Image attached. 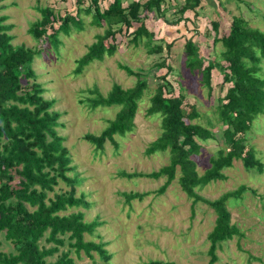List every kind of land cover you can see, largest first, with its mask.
I'll return each mask as SVG.
<instances>
[{
    "label": "trees",
    "instance_id": "trees-1",
    "mask_svg": "<svg viewBox=\"0 0 264 264\" xmlns=\"http://www.w3.org/2000/svg\"><path fill=\"white\" fill-rule=\"evenodd\" d=\"M102 1L90 0L83 6L84 0H76L75 14L66 12L63 16L55 15L50 6H40V18L30 23L28 32L35 40H45L54 52L60 51V33L68 36L71 30H84L82 14L90 15V25L104 27L102 33L95 35V41L88 45L87 51L75 60V75L81 74L94 60H102L105 55L113 54L117 49L115 35L122 30V26L126 28L125 31L129 30L133 22L139 23L129 32L133 44L146 37L145 45L150 53L160 52L163 48L169 51L172 41L165 46L151 45L154 32L143 22L146 13L156 11L159 17L164 15L163 0H133L125 5L124 0H111L105 8L101 7ZM200 3L201 0H186L184 5L176 8V20H187L184 13L189 9L197 17L199 13L196 8L202 7ZM7 18L5 14L0 15V235L3 234L4 239L12 243L15 252L0 249V264H76L70 256L71 251L76 257L83 251L91 259L87 264H101L92 255V250L97 252L104 264H109L111 253L105 247L106 242L86 240L84 237L85 233L93 234L103 221L97 216L86 221L84 212L77 209L79 206L87 208L90 203L83 191L76 194L82 179L78 176L76 166L72 165V156L64 145V136L57 129L60 124L63 125L59 121L62 112L52 108L55 102L53 98L44 97L45 88L37 80L32 65L41 50L24 43L13 44L14 37L9 32L13 25L5 23ZM56 19H59L58 24H54ZM211 26L214 30L213 45L222 44L219 56L225 64L212 58L204 65L205 59L199 55L197 43L187 39L184 42L185 65L190 72L200 71L201 79L208 87L211 71L216 67L222 72L223 82L231 84L224 94L225 102L216 108L218 120L225 125L221 133L225 146H221L217 154L209 158L210 166L199 174L192 158L202 149L197 138L207 140L213 137V133L195 121L200 117L195 104L183 107L184 93L175 96L170 92L171 87L168 86L167 92L166 86L159 83L149 98L146 113L159 115L161 131L145 151L148 155L167 151L169 162L149 173L119 172L120 176L128 178L166 176L164 184L157 190L161 194L175 179L178 170V183L192 200L191 205L203 201L216 212L214 225L207 234L209 247L206 264L218 261L216 251L221 242L242 234L238 226L231 223L228 199L240 197L247 186L241 184L237 189L213 200L203 198L197 189L211 181L225 179L223 170L231 167L233 160H241L246 170L253 169L261 173L264 168L255 147L248 145L247 139L253 120L264 113V77L261 76L264 29L250 26L249 21L239 13L231 16L228 32L222 36H218L217 21H212ZM164 65L162 59L156 66ZM121 67L129 74H136L133 86L123 88L115 82L103 95L94 85L88 89L93 94L84 99L89 109L119 106L114 117L107 120L106 127L99 134L88 132L82 136L96 150L102 151L106 141L117 148L115 136H125L134 129L138 104L148 86V75L134 72L126 65ZM164 76L160 75L159 78L164 79ZM22 80H26L24 87ZM69 172L73 174L69 175ZM60 181L68 189L55 191ZM49 192H52V196H49ZM122 194L128 203L133 198L141 199L144 196V193L137 191ZM70 208L76 209L65 212ZM42 238L45 243L53 245L47 247L40 244ZM65 244L68 248L60 250ZM55 253L57 256L54 261L46 259ZM142 264H162V261L148 260Z\"/></svg>",
    "mask_w": 264,
    "mask_h": 264
},
{
    "label": "rangeland",
    "instance_id": "rangeland-1",
    "mask_svg": "<svg viewBox=\"0 0 264 264\" xmlns=\"http://www.w3.org/2000/svg\"><path fill=\"white\" fill-rule=\"evenodd\" d=\"M111 0H103L101 7L108 6ZM133 0H125V2ZM180 1V0H178ZM184 1V0H181ZM90 0H84L83 6ZM198 8V16L193 10H187V20L178 21L180 3L176 8L173 4L165 5L163 14L156 11L146 13L144 25L154 32L152 44L173 42L169 49L160 52H149L145 45L146 37L133 44L129 34L139 23L133 22L129 30H122L115 35L117 49L111 55H105L102 60H94L88 64L81 74L75 75L73 69L75 60L81 57L92 42L95 35L102 33L104 27L90 25V15L82 14L84 30H71L68 36L60 33L59 50L53 49L45 40H35L28 32L31 22L40 18L38 7L50 6L55 15L63 16L66 12L75 14L76 0H0V15L8 16L5 23L13 25L9 31L13 34L12 43L40 48V56L33 61L37 80L45 88V98L55 100L53 109L61 111L59 121L63 125L57 127L64 136V145L72 156V165L76 166L78 176L82 179L77 186L76 194L83 191L89 207L79 206L84 212V220L90 221L96 216L103 223L86 240L104 241L105 247L111 253L109 264H142L148 260H161L162 264H206L209 241L207 234L214 225L216 212L203 201H197L192 206V200L181 190L178 183V170L175 179L168 185L165 192L157 193L164 184L166 176L151 178L135 176L128 178L120 176L119 172L149 173L168 164L167 151L146 154V148L160 133V117L148 115L149 98L157 84H164L167 92L178 95L184 93L183 107L195 104L200 113L195 121L209 128L213 137L207 140L197 138L201 151L192 155L199 174L209 166V158L217 154L223 144L221 133L225 125L218 120L216 108L225 102L224 94L231 84L223 82L219 68L212 69L210 87L202 81L198 70L190 72L186 65L184 42L187 39L198 45L199 55L207 61L215 58L220 60L222 44L213 45L214 30L211 22L219 24L218 36L228 32L231 16L243 14L250 26L264 29V0H203ZM183 4V3H182ZM168 18L165 20L164 17ZM162 18V19H161ZM178 18V17H177ZM193 19V20H191ZM59 19L54 20L58 24ZM164 59L165 65L157 67ZM225 64V61H221ZM122 65L129 66L134 72L148 75V86L139 101L134 118V129L125 136L116 135L118 147L106 141L104 149L96 150L94 145L84 140L85 133L99 134L107 125V120L114 117L118 105L99 106L89 109L85 98L93 93L88 89L94 85L101 94L111 89L113 83L123 88L131 87L136 82V74H129ZM160 75H165L160 79ZM261 76L264 77V63ZM26 80H22L25 86ZM168 83V84H166ZM169 86V87H168ZM169 92V93H170ZM168 95V94H166ZM83 99L84 102L80 100ZM248 145L254 146L257 156L264 163V113L258 115L252 122L247 133ZM226 178L214 180L197 189L199 195L206 199H217L225 192L233 191L241 184L247 186L240 197L228 199L231 223H235L242 234L233 236L226 242H221L217 248L218 261L215 264H264V168L261 173L256 170H246L241 160H233L232 166L223 170ZM69 172V175H72ZM68 189L60 181L55 191ZM142 192L144 196L125 201L123 192ZM52 196V192L48 193ZM67 209L65 212L75 210ZM63 213V212H61ZM0 249L5 252H15L12 243L0 235ZM40 244L49 247L52 243ZM67 244L60 247L66 250ZM97 262L104 264L96 251H91ZM57 253L46 257L54 261ZM70 256L76 264H87L91 259L81 251L76 257L71 251Z\"/></svg>",
    "mask_w": 264,
    "mask_h": 264
},
{
    "label": "crops",
    "instance_id": "crops-1",
    "mask_svg": "<svg viewBox=\"0 0 264 264\" xmlns=\"http://www.w3.org/2000/svg\"><path fill=\"white\" fill-rule=\"evenodd\" d=\"M140 1H145V0H140ZM185 1L186 0H184V1H178V0H163L162 1V5L163 6H165V5H171V4H173L174 6H175V8H176V6H177V4H181V5H184V3H185ZM203 0H201V3H200V6H202V2ZM128 2L126 1L125 2V0H124V5L125 4H127ZM166 3V4H165ZM183 3V4H182ZM198 8H201V7H197L196 9L198 10ZM191 11V10H190ZM187 13V11H185V13H184V16L187 18L188 17V14H186ZM194 13V12H193ZM178 17V16H177ZM177 17L176 18H174V19H177ZM165 18V20H168V18H167V16L166 17H164ZM162 19V18H161ZM191 20H193V19H191ZM182 21H184V20H182Z\"/></svg>",
    "mask_w": 264,
    "mask_h": 264
}]
</instances>
